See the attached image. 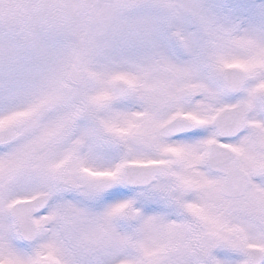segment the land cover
Returning <instances> with one entry per match:
<instances>
[{
	"label": "snow or ice",
	"instance_id": "obj_1",
	"mask_svg": "<svg viewBox=\"0 0 264 264\" xmlns=\"http://www.w3.org/2000/svg\"><path fill=\"white\" fill-rule=\"evenodd\" d=\"M0 264H264V0H0Z\"/></svg>",
	"mask_w": 264,
	"mask_h": 264
}]
</instances>
